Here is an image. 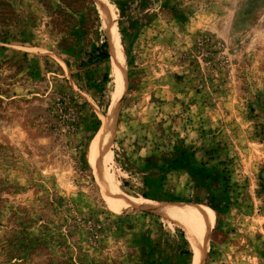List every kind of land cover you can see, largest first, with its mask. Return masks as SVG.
Listing matches in <instances>:
<instances>
[{"label": "rangeland", "instance_id": "rangeland-1", "mask_svg": "<svg viewBox=\"0 0 264 264\" xmlns=\"http://www.w3.org/2000/svg\"><path fill=\"white\" fill-rule=\"evenodd\" d=\"M107 2L125 88L103 188L90 147L116 77L87 61L107 38L99 7L0 0V264H192L202 228L138 201L210 190L200 264H264V0Z\"/></svg>", "mask_w": 264, "mask_h": 264}, {"label": "bare ground", "instance_id": "bare-ground-1", "mask_svg": "<svg viewBox=\"0 0 264 264\" xmlns=\"http://www.w3.org/2000/svg\"><path fill=\"white\" fill-rule=\"evenodd\" d=\"M101 11L103 22L106 29L108 51L110 53L109 62L112 71L116 77L115 92L113 94V105L109 108L108 114L104 118L102 128L99 130L90 147L91 161L95 173L105 187V178H102L99 171V164L105 161V155L101 152V147L107 141L112 133V126L116 117L115 104L118 103L120 95L125 88V71H124V49L116 30V24L111 8L107 0H94ZM102 179V180H101ZM114 198V201L113 199ZM109 198V203L116 211H121L124 208L123 200L119 196L114 195ZM138 203L142 204L147 210L157 213L169 219H174L178 222H183L186 219L193 221L202 230L192 227L189 229L190 238L193 242L194 256L192 264H200V259L204 253V240L206 239V231L212 228L214 224V209L201 203H164L145 199ZM203 246V247H202Z\"/></svg>", "mask_w": 264, "mask_h": 264}, {"label": "trees", "instance_id": "trees-1", "mask_svg": "<svg viewBox=\"0 0 264 264\" xmlns=\"http://www.w3.org/2000/svg\"><path fill=\"white\" fill-rule=\"evenodd\" d=\"M109 58H110V53L108 51V42H107V38H105L98 46L93 48L88 53L87 61L89 63L100 62V61H109ZM102 80L103 81L107 80L106 74L103 75ZM209 174H211V173L207 172V174H205V175L200 174L201 176H204V179L206 180V181H204V183H206L205 186L207 187L208 190H210V188H211V185H212L211 181L214 182V180H217L214 177L210 176ZM197 201H198L197 203H203V200H197ZM215 201H218V196L216 197V195L213 194L210 190V193L206 197V201H205L206 205H208L212 209H216V205H214ZM221 201H223V200H220V202ZM186 254H188L187 251H182V250L180 251V255H186Z\"/></svg>", "mask_w": 264, "mask_h": 264}]
</instances>
